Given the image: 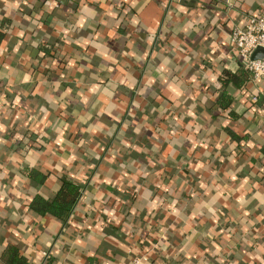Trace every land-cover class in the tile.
Segmentation results:
<instances>
[{"label": "crops", "instance_id": "1", "mask_svg": "<svg viewBox=\"0 0 264 264\" xmlns=\"http://www.w3.org/2000/svg\"><path fill=\"white\" fill-rule=\"evenodd\" d=\"M250 15L264 0H0V264H264V80L229 43ZM64 179L66 218L31 209Z\"/></svg>", "mask_w": 264, "mask_h": 264}, {"label": "built area", "instance_id": "2", "mask_svg": "<svg viewBox=\"0 0 264 264\" xmlns=\"http://www.w3.org/2000/svg\"><path fill=\"white\" fill-rule=\"evenodd\" d=\"M230 2L231 0H227V3L230 4ZM229 43L238 51L244 68L252 74L253 78L264 80V56L252 58L257 48H264V15L248 16L243 27H235L230 32ZM44 254L47 256L48 252ZM148 259V253L140 254L132 260L131 264H145Z\"/></svg>", "mask_w": 264, "mask_h": 264}, {"label": "trees", "instance_id": "3", "mask_svg": "<svg viewBox=\"0 0 264 264\" xmlns=\"http://www.w3.org/2000/svg\"><path fill=\"white\" fill-rule=\"evenodd\" d=\"M258 16V15H254ZM234 73H232L229 70H224L222 74L220 75L222 84L225 86L230 81L238 82L236 78L234 77ZM243 82V81H242ZM240 83V82H239ZM224 99H228L225 96V93L223 92L220 96V101L222 104H224ZM233 135V134H232ZM81 194V186L79 183L75 181H71L69 179H64L61 185V188L59 191L54 195L52 199H46L41 195H36L32 198L30 202V207L33 211L38 213L39 215L46 216V215H53L59 219L66 218L69 213L74 208V205L76 204L79 196ZM11 252V259L10 263H16V264H27L26 259L21 257L22 260L17 259V250H13V248L10 250ZM149 255V259L145 264H151L156 261V259L153 257V252H151ZM135 257L132 258V260ZM131 260V262H132ZM130 262V264H131ZM114 264H125V263H117Z\"/></svg>", "mask_w": 264, "mask_h": 264}, {"label": "water", "instance_id": "4", "mask_svg": "<svg viewBox=\"0 0 264 264\" xmlns=\"http://www.w3.org/2000/svg\"><path fill=\"white\" fill-rule=\"evenodd\" d=\"M264 56V48L259 47L255 50V52L253 53L252 58L256 59V58H260Z\"/></svg>", "mask_w": 264, "mask_h": 264}]
</instances>
